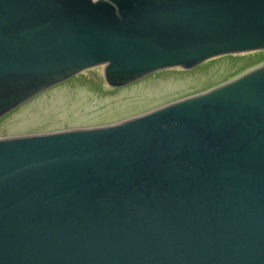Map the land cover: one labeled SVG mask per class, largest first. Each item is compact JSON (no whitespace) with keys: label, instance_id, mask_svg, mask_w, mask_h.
Here are the masks:
<instances>
[{"label":"water","instance_id":"1","mask_svg":"<svg viewBox=\"0 0 264 264\" xmlns=\"http://www.w3.org/2000/svg\"><path fill=\"white\" fill-rule=\"evenodd\" d=\"M264 50V0H0V118ZM0 264H264V64L125 120L0 138Z\"/></svg>","mask_w":264,"mask_h":264},{"label":"rangeland","instance_id":"2","mask_svg":"<svg viewBox=\"0 0 264 264\" xmlns=\"http://www.w3.org/2000/svg\"><path fill=\"white\" fill-rule=\"evenodd\" d=\"M264 64V50L220 56L184 70L157 71L110 87L103 67L84 70L0 118V138L112 124L228 81Z\"/></svg>","mask_w":264,"mask_h":264},{"label":"trees","instance_id":"3","mask_svg":"<svg viewBox=\"0 0 264 264\" xmlns=\"http://www.w3.org/2000/svg\"><path fill=\"white\" fill-rule=\"evenodd\" d=\"M242 74V73H241ZM240 75V74H239ZM236 77V76H235ZM234 78V77H233ZM224 82H226V81H224Z\"/></svg>","mask_w":264,"mask_h":264}]
</instances>
